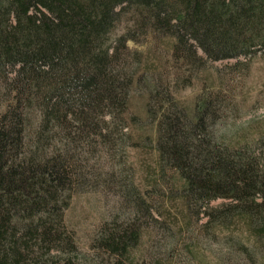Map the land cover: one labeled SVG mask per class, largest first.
<instances>
[{"label": "trees", "instance_id": "obj_1", "mask_svg": "<svg viewBox=\"0 0 264 264\" xmlns=\"http://www.w3.org/2000/svg\"><path fill=\"white\" fill-rule=\"evenodd\" d=\"M127 15L123 33L113 37ZM150 33L171 37L174 60L189 68L249 63L239 59L264 51V0H0V80L9 94L0 110V264H37L75 249L65 236V212L88 175L79 167V145L100 143L109 152L126 137L135 77L123 67L138 54L127 43ZM152 80L148 120L157 123L161 169L181 177L191 214L219 228L237 220L259 243L264 136L226 145L208 132L218 118L210 98L193 121L170 88ZM122 188L150 215L144 195ZM219 199L229 203L210 206ZM139 241L137 229L121 225L104 231L99 244L122 261Z\"/></svg>", "mask_w": 264, "mask_h": 264}, {"label": "rangeland", "instance_id": "obj_2", "mask_svg": "<svg viewBox=\"0 0 264 264\" xmlns=\"http://www.w3.org/2000/svg\"><path fill=\"white\" fill-rule=\"evenodd\" d=\"M129 18L123 17L113 37L123 33ZM173 44L171 37L154 33L127 43L128 51L138 54L128 55L123 67L135 77L124 116L126 137L115 140L109 152L100 143L90 149L79 145V167L88 175L65 212V236L75 249L54 250L37 264H264V237L256 242L254 232L237 220L219 228L208 224L203 214H191L182 193L185 183L178 174L160 167L157 123L148 120L154 79L170 88L193 121L196 107L210 98L218 118L208 124V132L216 139L231 147L254 143L264 136V51L251 60L239 59L249 63L227 60L189 68L174 60ZM138 78L145 82L138 85ZM8 99L0 80L1 111ZM154 106L157 111L162 107ZM122 185L144 195L152 206L150 215L124 198ZM227 203L219 199L210 206ZM121 225L140 233L139 243L122 261L99 244L104 231L110 233Z\"/></svg>", "mask_w": 264, "mask_h": 264}]
</instances>
